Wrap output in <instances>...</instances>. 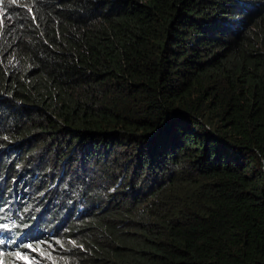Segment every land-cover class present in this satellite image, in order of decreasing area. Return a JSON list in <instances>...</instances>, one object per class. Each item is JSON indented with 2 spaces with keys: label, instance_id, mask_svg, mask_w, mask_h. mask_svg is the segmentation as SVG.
Listing matches in <instances>:
<instances>
[{
  "label": "trees",
  "instance_id": "trees-1",
  "mask_svg": "<svg viewBox=\"0 0 264 264\" xmlns=\"http://www.w3.org/2000/svg\"><path fill=\"white\" fill-rule=\"evenodd\" d=\"M0 18L5 255L264 264V0H0Z\"/></svg>",
  "mask_w": 264,
  "mask_h": 264
},
{
  "label": "clouds",
  "instance_id": "clouds-1",
  "mask_svg": "<svg viewBox=\"0 0 264 264\" xmlns=\"http://www.w3.org/2000/svg\"><path fill=\"white\" fill-rule=\"evenodd\" d=\"M11 223L15 225H19L18 223H15V222H4V221H2V224H0V264H8V263L19 264L16 261H14L10 256L5 255L4 253H7V252L3 250V247L7 246L9 241H11V238H10V235H11L10 234V224ZM27 230L30 233L32 232L30 228H28ZM28 250H31V248H28ZM19 253L20 252H17L12 255H18ZM8 254H11V253H8ZM18 259L22 260L23 264H26V262L30 263L27 257H20Z\"/></svg>",
  "mask_w": 264,
  "mask_h": 264
},
{
  "label": "rangeland",
  "instance_id": "rangeland-1",
  "mask_svg": "<svg viewBox=\"0 0 264 264\" xmlns=\"http://www.w3.org/2000/svg\"><path fill=\"white\" fill-rule=\"evenodd\" d=\"M0 24H2V19L0 18ZM0 28H1V26H0Z\"/></svg>",
  "mask_w": 264,
  "mask_h": 264
}]
</instances>
